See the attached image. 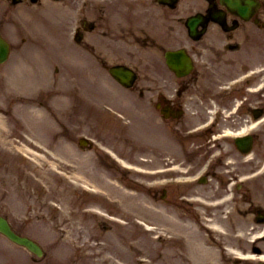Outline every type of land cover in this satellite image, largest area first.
Instances as JSON below:
<instances>
[{
    "label": "rangeland",
    "instance_id": "rangeland-1",
    "mask_svg": "<svg viewBox=\"0 0 264 264\" xmlns=\"http://www.w3.org/2000/svg\"><path fill=\"white\" fill-rule=\"evenodd\" d=\"M31 22L32 24H34L33 20H31ZM34 25V27L29 28V30L32 31L30 33L18 27V19L16 18V15L14 13L9 17V24L6 33L8 37H10V39L13 41L14 50L10 61L5 63V65L3 66V70H0V115L3 117V119L6 120V122L2 120L0 126V135L2 139H4V142L2 143V145H0V150L3 151L4 155L3 159L0 157V208H3L4 210L8 208L16 216H18L19 214L22 216L25 213L26 215H30V211L38 205L35 197L36 195H39V193L35 192L34 189L29 188L31 186L27 183V181L29 182V180H27L25 176H23L28 174L27 172L25 174V171L23 169L25 161H22V159H15V156L17 154L15 153L14 143L24 145L26 144L25 141H29L27 139L28 136L29 138L35 141H39L40 143L43 141V144L48 143L49 145H55L54 141L56 140V138H54L53 135L54 131L56 130V125H58V123L54 121V118L48 112H46L45 109H43V111H40V118L32 116L30 115L28 109L25 108L24 111L22 107L23 104H21L20 101L17 100L21 99L24 96L23 94L33 93V96L41 95L42 92L39 93L40 86H45L46 90H48L49 88L48 92H52L51 88L53 90L57 89V93H63L65 96H55L54 111L58 112V114H60L61 112V116L65 119V113H68L70 111L69 109L71 108V95L75 94L77 91H83L87 94L90 93L93 99L92 102L94 103L97 102V93L103 94V89L105 88V79L102 80L101 77H99L100 73L97 70H94L93 68H87L88 71L83 70L84 79L81 78L80 73L77 74L75 71H72L71 74H73L74 77L71 78L70 71L68 70L67 66L63 63L62 68H59V73L56 75L53 74V64L51 65L48 60L44 61L42 59L40 51L37 50L40 48V43H51L49 33L44 29L39 28L36 23ZM34 29L37 32H35ZM36 34H39V36ZM34 35L36 38H38V41L42 40V42L30 43L24 40V38H29L30 40H32ZM29 44H31V46H35L31 47V56H28L25 53V50L26 52H28ZM47 51H49V55H54L57 57H59L62 53V51H59L53 45H49V49ZM33 56L37 59H42L41 62H43V67L39 60L33 58ZM88 72L90 73V75L93 76L92 79L90 78ZM54 80H56V82L52 84ZM100 82H102V85L100 84ZM45 92L47 93V91L43 90V93ZM101 98L106 100L109 99V101L112 100V97L107 96L106 93H104V95H101ZM11 111L17 114H21L25 117V129H23V126L16 125L17 123H15L11 117ZM53 114L55 113L53 112ZM139 118L141 117L139 116ZM39 119L41 120L37 122ZM141 120L142 124H147V121H145V117H142ZM145 130L146 128L141 129L136 128V126H133L130 132V136L133 137L134 141L139 140L137 138L139 136L142 137L141 140L145 141ZM20 132H23V134L27 136L25 137ZM56 142L58 143L57 146L60 147V142ZM115 143L123 154L127 155V157L131 159H136L138 154H134L131 149L123 146L121 142L115 141ZM66 154L71 155V153ZM39 156L41 157V155ZM74 157L77 158L76 155H74ZM85 157L84 155L79 154L77 160L83 161V170H85V172L89 175V177H87L90 180L98 181L97 183L104 188H118V195L122 196L124 199L125 197H127L126 199H128V201L124 204L125 208H122V206L121 208L120 206H111L109 208L112 213L123 217L122 219L126 218L127 220L122 223V226H118L119 228L117 231H107L105 233L97 228L93 220H86L84 216L80 214L72 216L65 214L64 212L60 214V219L63 220L65 222V225L68 226L66 227L63 224L65 226H62L64 228L63 232V228H61V230L60 228H55V231L53 232L52 225L50 223H47L51 219L45 222L47 224L40 222L45 220L34 221L33 223L28 224L29 228L27 229V231H33V229L34 231H39L38 233L44 231L43 236H48L43 238L45 244H47V247H63V251H66L68 246L70 248L73 247L72 242L70 243L69 241V238H73V243H76L74 242L76 239L79 241V243H82L83 239H88L90 238V236L93 237V239H97L99 237L100 239H109L110 241H113L115 243V249L113 250L107 247L105 248V251L103 253H106L108 255L113 254V259L116 260H118L119 257H122L127 263H135L136 257L140 255L139 251L131 249L130 244V242L132 241V232L136 231V235H134V237H137V240L139 241L138 244L141 247H147V249H149L148 255L150 256V258H155L157 261L160 262V264H184L183 261L177 258L175 254L166 253L165 247H167L168 245L166 244V242H155L149 238H156H154L153 236H148L145 233H141L139 231V228L136 227L137 223L136 221L134 222L135 218L140 217L142 219H147L148 216V211L146 207H144L147 203L145 201V195L141 194L142 192H140L139 190H132L130 188L126 191V188H124L121 183H116L114 177H112L109 172H106L105 170L103 172L101 171L97 161L95 163L94 160L93 162L91 159ZM50 160H54V158L51 157ZM57 167L60 168V170L65 171L66 164L60 162ZM52 168L55 167L50 166L49 162H45L44 168L41 169V173L50 172L49 174L51 175L49 177L45 178L44 176L45 181L50 182L53 185V189L55 188L58 190V195L63 199V202H61L62 209H67V206L72 205V201L75 200L73 199L72 191H70V189L76 185H66V182L64 180L65 183L61 181L62 184L60 183V186L56 187L57 180L55 178H57L58 174L56 172L54 173ZM83 170H79L77 172L84 174ZM124 182L130 183L127 180H124ZM134 199L141 201L142 205H138ZM4 202L6 203L4 204ZM132 202L133 204H131ZM6 205L7 207L4 208ZM39 205L38 207H36V210L39 209ZM28 207L31 208L29 209ZM153 207L162 211L160 204L154 205ZM26 209L29 210L26 211ZM126 209H129L132 213L127 212ZM36 225H44L47 229H37L35 227ZM47 225H50V227ZM83 225H85L87 229H83L82 231L79 230V227ZM184 227L187 232L192 229V226H190L189 224H185ZM69 230H71L72 233L68 234L67 232H69ZM79 231L82 239L79 237ZM93 231H95L96 233H93ZM68 235H70L71 237ZM49 238H51V240H49ZM96 241L97 240H93L91 242ZM161 243H163V245ZM170 246H172V244H170ZM162 247L163 249L160 250V248ZM12 250H14V244L11 242L4 241L0 237V264H20L21 253H13L14 251L11 252ZM22 254L27 255V253Z\"/></svg>",
    "mask_w": 264,
    "mask_h": 264
},
{
    "label": "flooded vegetation",
    "instance_id": "flooded-vegetation-1",
    "mask_svg": "<svg viewBox=\"0 0 264 264\" xmlns=\"http://www.w3.org/2000/svg\"><path fill=\"white\" fill-rule=\"evenodd\" d=\"M205 19L209 20L212 18L211 8L209 5L204 9ZM251 19L243 20L238 22L234 17L232 19V25L236 24L235 29L225 30L223 26H220L221 30L227 31L224 34L228 37H235L236 32H239L242 40L244 42V53L248 55L251 51L259 49L264 51V0H258V2L253 3ZM226 16V14H225ZM180 24L183 25L180 19ZM179 33L182 35L185 33L184 28H179ZM204 46V42L200 47ZM197 47L194 48L197 54H202L203 49ZM230 47V46H229ZM231 47V48H235ZM165 46H163V49ZM262 51V52H263ZM221 52L215 51V54H220ZM247 67V66H246ZM209 78L206 75H201L199 71H195L194 74L190 75L188 78H182L179 81V96L176 101H173L174 106L185 107L188 110L197 111L196 107H200L202 100L209 94L212 90L209 86ZM164 100H167L164 97ZM200 100V101H198ZM200 109V108H199Z\"/></svg>",
    "mask_w": 264,
    "mask_h": 264
},
{
    "label": "water",
    "instance_id": "water-1",
    "mask_svg": "<svg viewBox=\"0 0 264 264\" xmlns=\"http://www.w3.org/2000/svg\"><path fill=\"white\" fill-rule=\"evenodd\" d=\"M3 231H5V232H7V233H9L12 237H14V239H16V240H18V241H20V242H22L24 239H19L18 237H16V235H14L13 233L11 234V232L8 230V227H2L1 228ZM24 242V241H23ZM26 243V242H25Z\"/></svg>",
    "mask_w": 264,
    "mask_h": 264
},
{
    "label": "bare ground",
    "instance_id": "bare-ground-1",
    "mask_svg": "<svg viewBox=\"0 0 264 264\" xmlns=\"http://www.w3.org/2000/svg\"><path fill=\"white\" fill-rule=\"evenodd\" d=\"M34 112H36V111H34Z\"/></svg>",
    "mask_w": 264,
    "mask_h": 264
}]
</instances>
